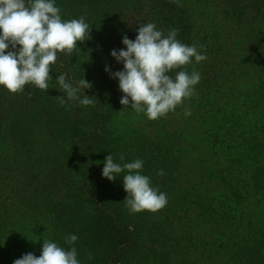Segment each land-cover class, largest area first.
<instances>
[{"label": "trees", "instance_id": "trees-1", "mask_svg": "<svg viewBox=\"0 0 264 264\" xmlns=\"http://www.w3.org/2000/svg\"><path fill=\"white\" fill-rule=\"evenodd\" d=\"M102 2L55 0L62 21L87 17L93 31L90 26L86 33L91 55L83 65L76 63L75 49L58 52L50 73L80 80L93 68L98 88L84 90L96 97L92 105L61 106L58 83L46 97L34 85L16 93L0 86V264L29 252L39 257L44 240L65 250L75 247L80 264H141L133 259L139 247L132 228L112 237L107 194L96 195L85 174L91 155L86 148L93 147L90 139L106 121L102 107L116 82L105 69L123 70L111 52L126 50L120 28L95 21ZM246 103L251 112L240 117L230 103L204 92L195 105L134 130L151 146L168 183L166 206L140 223L157 233L160 258L154 264H235L236 256L254 258L252 251L261 252L257 258L264 263V112L255 116L259 106L252 110L254 104ZM109 132L114 139L126 136ZM33 201L61 211L46 215ZM70 234L78 237L74 244L66 243Z\"/></svg>", "mask_w": 264, "mask_h": 264}, {"label": "rangeland", "instance_id": "rangeland-1", "mask_svg": "<svg viewBox=\"0 0 264 264\" xmlns=\"http://www.w3.org/2000/svg\"><path fill=\"white\" fill-rule=\"evenodd\" d=\"M182 10L184 12L181 15H176V11ZM98 13V17L93 16L95 21L100 19L106 26L120 28L132 40L136 39L141 23H154L157 30L163 31L165 35L169 30L179 29L177 40L188 46L195 45L198 52L207 56L201 62H196L195 57H192L189 64L168 73L173 78L178 71L189 74L198 71L201 75L199 83L194 86V95L184 98L174 111L189 104L195 105L199 95L205 92L230 103L240 117L242 111L249 110L246 100L254 104L252 110H256L255 105L259 106L255 116H261L264 112V104H259L264 101V0H184V6H177L175 0H103ZM185 18L186 21L183 20ZM90 26L93 31V22ZM88 36L85 35V41H78L74 48L79 66L91 55ZM49 75L48 89H40L43 97L55 89L58 83L53 73ZM84 78L93 85L92 89L98 88L99 81L96 80L93 68ZM216 89L219 90L217 93ZM106 94L102 107L106 121L99 124L98 133L90 139L93 147L86 148L88 155L89 152L91 155L88 173L86 171L85 174L92 178V190L96 195L107 194L110 208L109 224L106 222V225L109 226L112 237L120 238L123 235L121 233L131 227L139 247L138 251L133 252V259L141 261V264H154L160 258L157 233L140 228V223L144 222L142 217L151 215V212L130 213L126 208L123 202L128 196L123 186L126 170L117 174L115 181L103 177L102 170L104 161L110 154L113 155L114 162L119 164L141 159L144 161L141 174L150 177L153 188L166 193L168 183L163 176L157 174L162 169L155 164L156 158L151 152V146L145 145L142 136L134 130H143L151 123L154 125L174 111L151 120L143 112L137 113L130 105L123 106L120 99L125 94L119 88L118 79L112 87H108ZM129 100L131 104V98ZM110 129L124 131L126 136L114 139ZM120 154L125 156V161L120 160ZM35 203L46 215L53 216L61 211L50 203ZM118 244L115 242L113 245ZM252 253L254 258L240 259L241 257L236 256L235 264H264L257 258L261 252ZM94 258L99 262L98 257ZM108 260L110 259L106 263ZM231 261L228 260V263ZM91 264H95V261Z\"/></svg>", "mask_w": 264, "mask_h": 264}, {"label": "clouds", "instance_id": "clouds-1", "mask_svg": "<svg viewBox=\"0 0 264 264\" xmlns=\"http://www.w3.org/2000/svg\"><path fill=\"white\" fill-rule=\"evenodd\" d=\"M175 2L182 6L180 0ZM60 11L55 0H0V86L12 93L25 90L26 85L48 89L50 65L56 62L57 53H71L77 42L85 41L86 33L90 35L91 31L84 17L62 21ZM178 31L169 30L165 35L154 23H141L135 40L127 35L123 37L126 50H112L111 55L123 64V70L112 72L109 67L105 70L113 79L119 80V88L125 94L120 99L123 106L130 105L137 113L143 112L148 119L156 120L174 111L184 98L194 95V86L201 79L198 71L191 74L178 71L174 78L168 73L189 64L192 57L201 62L207 56L198 52L195 45L188 46L177 40ZM56 80L57 89L64 93L56 96L61 106L74 101L85 107L94 103L96 97L85 94V89L93 87L85 78L69 80L66 73H60ZM185 115H191L190 110H186ZM119 158L125 161L123 154ZM143 165L141 159L115 163L112 154L104 161L102 175L110 181L127 171L123 186L128 196L123 202L130 213H155L168 202L167 194L153 188L150 177L141 174ZM157 174L163 176L164 172L161 170ZM77 239L74 234L65 238L68 244H74ZM13 264L80 262L75 247L65 250L51 240H44L39 257L29 252Z\"/></svg>", "mask_w": 264, "mask_h": 264}]
</instances>
